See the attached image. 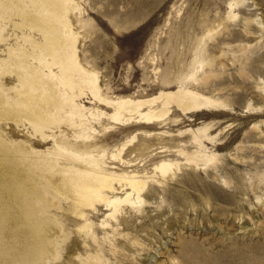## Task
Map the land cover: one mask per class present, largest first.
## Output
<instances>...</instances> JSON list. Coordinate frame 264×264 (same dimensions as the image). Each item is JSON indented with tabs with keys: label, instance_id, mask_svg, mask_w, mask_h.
I'll return each mask as SVG.
<instances>
[{
	"label": "rangeland",
	"instance_id": "rangeland-1",
	"mask_svg": "<svg viewBox=\"0 0 264 264\" xmlns=\"http://www.w3.org/2000/svg\"><path fill=\"white\" fill-rule=\"evenodd\" d=\"M30 4L0 1V69L9 65L8 49L15 50L16 68L21 60L18 48L28 47L23 39L39 38L28 27ZM64 5L78 36L80 60L99 73L115 96L156 94L160 89L151 87L166 81L175 64L189 60L198 46L203 47L202 55L222 62L214 77L227 78L220 87L225 86L224 98L235 113L220 118L219 127L209 134L212 141H204L206 150L216 155L211 163L181 166L154 194L144 195L146 203L138 210L123 207L119 221H109L107 227L102 223L108 222L104 206L85 210L92 231L85 235L78 230L84 220L61 199L59 208L52 209L62 225L60 256L51 264H96L94 256L107 264H264V95L256 89L258 78L264 79V30L256 23L264 25V0H66ZM205 35H212L211 40L198 43ZM212 45L217 48L208 49ZM16 85L12 74L0 73L7 99L15 100ZM249 102L261 109L251 111ZM254 122L260 124L258 129ZM182 124L154 131L175 133L204 123L200 119ZM4 127L29 136L23 127L9 123ZM126 129L107 139L100 135L93 147L103 150L137 132L135 127ZM189 141L190 137H158L147 142L137 134L126 159L139 154L144 162L138 158L124 171L141 172L144 167L150 171L162 160L181 163L173 152L158 151L162 146L191 151L195 148L186 147ZM216 144L223 149L213 150ZM46 147L50 143L42 149Z\"/></svg>",
	"mask_w": 264,
	"mask_h": 264
},
{
	"label": "bare ground",
	"instance_id": "bare-ground-1",
	"mask_svg": "<svg viewBox=\"0 0 264 264\" xmlns=\"http://www.w3.org/2000/svg\"><path fill=\"white\" fill-rule=\"evenodd\" d=\"M29 1L28 27L39 38L23 39L28 47L18 48L21 60L16 68L12 65L15 50L8 49L9 65L0 69L17 82L15 100L7 99L0 87V264H51L59 258L63 231L52 209L59 208L61 199L68 200L72 214L84 220L78 230L90 235L85 210L99 211L104 206L108 222L102 223L107 227L109 221H119L123 207L138 210L146 203L144 195L154 194L181 166H207L216 155L206 150L204 141H212L209 134L219 127L220 118L235 113L224 98L225 86L220 87L227 78L214 77L222 62L202 55L203 47L196 46L189 60L175 64L166 81L154 84L151 90L160 89L156 94L115 96L99 73L80 60L78 36L66 17V0ZM256 23L264 30L262 23ZM239 78L235 81L243 82ZM256 89L264 95L263 78H258ZM247 108L257 111L261 106L249 102ZM174 115L179 118L173 119ZM200 119L204 124L197 129L154 131ZM5 123L27 129L29 136L7 130ZM252 124L256 129L260 125ZM130 127L137 132L117 145L100 151L93 147L100 135L107 139L112 132ZM137 134L147 142L190 137L186 147L195 149L162 146L158 153L173 152L183 162L162 160L150 171L145 167L141 172L124 171L138 158L144 160L139 154L126 159ZM219 145H213V150L223 149ZM133 243L141 245L136 239ZM92 261L107 264L98 256Z\"/></svg>",
	"mask_w": 264,
	"mask_h": 264
}]
</instances>
